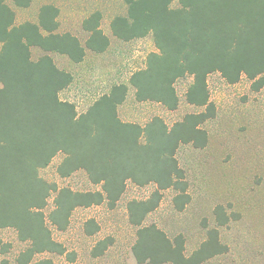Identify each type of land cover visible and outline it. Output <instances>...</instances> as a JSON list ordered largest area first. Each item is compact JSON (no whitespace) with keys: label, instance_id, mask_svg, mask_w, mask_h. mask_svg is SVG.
I'll use <instances>...</instances> for the list:
<instances>
[{"label":"trees","instance_id":"16d2710c","mask_svg":"<svg viewBox=\"0 0 264 264\" xmlns=\"http://www.w3.org/2000/svg\"><path fill=\"white\" fill-rule=\"evenodd\" d=\"M12 1L19 8L31 3ZM173 1L124 0L127 16L110 22L111 34L119 41L152 36L156 51L129 78L137 102L174 110L178 105L175 82L191 78L186 102L204 111L187 114L168 127L160 117L144 125L122 121L118 108L127 97L125 84L113 85L80 114L60 98L73 78L48 53L78 64L85 58V49L105 52L110 40L100 28V13L83 21L88 37L82 45L72 34L57 32L55 6H41L37 24L15 25L13 10L7 0H0V229H13L18 240L26 243L17 264H30L43 254L70 256L53 239L51 227L65 231L77 208L105 204L114 209L128 183L155 186L147 199L126 205L128 222L136 228L132 253L138 264H202L226 251L218 231L210 229L187 257L181 235L169 239L155 224L144 225V221L158 207L162 191L176 192L173 206L178 211L190 201L185 173L175 155L180 145L204 148L207 144V133L200 126L215 116L207 77L218 73L233 85L244 76L253 91L264 86V0H177L176 8L171 6ZM31 48L43 54L33 60ZM58 155L59 177L83 171L89 183L100 189L76 192L43 179L40 171ZM51 194L53 208L45 215ZM215 216L220 225L227 221L219 207ZM83 229L93 236L99 225L91 218ZM112 244L111 237L97 241L91 256H102ZM7 248L0 238V251ZM35 264L53 262L45 258Z\"/></svg>","mask_w":264,"mask_h":264},{"label":"rangeland","instance_id":"374dc122","mask_svg":"<svg viewBox=\"0 0 264 264\" xmlns=\"http://www.w3.org/2000/svg\"><path fill=\"white\" fill-rule=\"evenodd\" d=\"M7 5L15 14V25L24 22L37 24L38 11L43 5L59 10L58 33L68 32L84 45L88 33L82 23L95 12L100 13V28L110 44L104 53L87 49L81 63H72L66 56L48 53L55 65L72 75V83L60 93V98L72 103L77 113L84 112L94 100L108 93L116 84H125L128 92L118 115L124 122L144 125L153 117H160L168 127L187 114L204 109L186 102L185 93L191 78L175 82L178 105L167 110L158 103L137 102L135 90L129 84L132 73L142 69L148 54L155 52L152 36L122 42L113 37L110 22L114 17L127 16L124 0H31L27 8H19L12 0ZM178 7L177 0L171 4ZM43 52L31 48V58L38 59ZM210 100L215 106V116L200 127L207 133L204 148L190 144L180 145L176 159L184 170L189 203L178 211L173 206L176 192L162 191L158 207L149 213L144 225L155 224L169 239L181 235L184 254L188 257L206 239L210 229H216L226 251L202 264H264V86L251 89L244 76L233 85L227 84L218 73L207 77ZM61 156H56L40 175L59 188L76 192L97 191L99 186L89 183L83 171L61 178L56 169ZM155 186L143 187L128 183L114 209L105 204L73 211L68 228L59 232L51 227L52 237L63 244L70 256L43 254L35 256L30 264L41 259H51L53 264H138L132 253L136 228L128 222L126 205L131 200H145ZM54 194L48 198L45 215L53 208ZM221 208L224 224H219L216 208ZM93 218L99 231L93 236L84 234V223ZM111 237L113 244L99 257H92L95 243ZM0 238L8 244L0 251V264H17V255L26 247L11 228L0 229ZM73 258L72 261L69 259ZM147 264V263H145Z\"/></svg>","mask_w":264,"mask_h":264},{"label":"crops","instance_id":"0c3cea01","mask_svg":"<svg viewBox=\"0 0 264 264\" xmlns=\"http://www.w3.org/2000/svg\"><path fill=\"white\" fill-rule=\"evenodd\" d=\"M58 20V19H57ZM58 22H59V20H58ZM104 53V52H103ZM85 55H86V51H85Z\"/></svg>","mask_w":264,"mask_h":264}]
</instances>
